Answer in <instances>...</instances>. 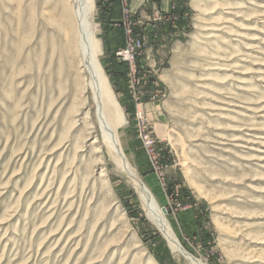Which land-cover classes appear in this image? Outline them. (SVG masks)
<instances>
[{
  "label": "rangeland",
  "instance_id": "374dc122",
  "mask_svg": "<svg viewBox=\"0 0 264 264\" xmlns=\"http://www.w3.org/2000/svg\"><path fill=\"white\" fill-rule=\"evenodd\" d=\"M93 2L121 144L183 250L264 264V0ZM65 8L0 0V264H190L103 144Z\"/></svg>",
  "mask_w": 264,
  "mask_h": 264
},
{
  "label": "bare ground",
  "instance_id": "6f19581e",
  "mask_svg": "<svg viewBox=\"0 0 264 264\" xmlns=\"http://www.w3.org/2000/svg\"><path fill=\"white\" fill-rule=\"evenodd\" d=\"M69 1L71 12H69L67 8H65V12L67 14L71 13V17L75 22V25H73L76 27V45L78 51L81 54L79 59L80 66H82V68L87 72L88 75V78H84L83 80L86 81V85H88L92 92L94 105L96 107V120L104 146L111 153L112 159L115 161L120 170L127 174L129 179L135 186L137 193L143 203V206L145 207L147 215L167 238V242L169 243L172 250L188 259L190 264H204L199 259H196L183 250L181 244L172 232L167 218L162 212L153 193L146 186L145 182L140 178L136 169L133 168L126 152L124 151L125 149H123L118 129L125 125L126 119L122 108L120 107L110 87L108 78L102 70V67L97 59V54L99 53L100 48L98 45V40L94 36L92 25L89 20V13L91 12L92 7H94L93 0ZM65 7H67V5ZM71 64L75 65L73 63ZM96 142H98V140L95 137L92 140V145H95ZM94 147V152L98 153L101 151L96 145ZM138 246V244H135L133 245L132 249L137 248Z\"/></svg>",
  "mask_w": 264,
  "mask_h": 264
},
{
  "label": "built area",
  "instance_id": "2783aa9c",
  "mask_svg": "<svg viewBox=\"0 0 264 264\" xmlns=\"http://www.w3.org/2000/svg\"><path fill=\"white\" fill-rule=\"evenodd\" d=\"M139 42V41H138ZM131 49V48H130ZM131 53H132V55H134V53H133V51H132V49H131ZM131 56V55H130Z\"/></svg>",
  "mask_w": 264,
  "mask_h": 264
},
{
  "label": "water",
  "instance_id": "95a60500",
  "mask_svg": "<svg viewBox=\"0 0 264 264\" xmlns=\"http://www.w3.org/2000/svg\"><path fill=\"white\" fill-rule=\"evenodd\" d=\"M163 209V212H165V209L164 208H162Z\"/></svg>",
  "mask_w": 264,
  "mask_h": 264
}]
</instances>
